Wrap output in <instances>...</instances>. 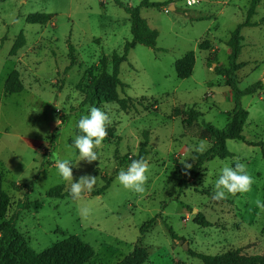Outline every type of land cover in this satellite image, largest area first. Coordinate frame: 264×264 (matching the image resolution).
Segmentation results:
<instances>
[{"label": "rangeland", "instance_id": "1", "mask_svg": "<svg viewBox=\"0 0 264 264\" xmlns=\"http://www.w3.org/2000/svg\"><path fill=\"white\" fill-rule=\"evenodd\" d=\"M116 1L136 7L142 0H0V186L9 199L8 215L25 197L29 202L16 222L23 242L38 253L67 236H78L94 252L86 264H118L135 249L128 264H202L188 255L189 250L264 255V210L256 205L257 200L264 203V159L260 146L247 144H264V0L250 20L260 25L240 31L244 40L237 85L244 89L261 84L255 95L241 99L248 111L242 128L246 142L226 141L232 156L214 158L190 177L183 163L193 166L194 154L212 145L204 124L222 129L229 121L232 92L213 68L228 67L226 42L245 20L248 0H195L191 7L186 0H149L168 5L140 10V17L158 34L156 48L136 45L120 65L119 79L125 87L117 89V96L133 102L126 110L116 103L94 106L108 113L113 138L103 140L96 161L78 162L70 140L75 138L77 122L92 107L80 106L83 96L76 87L84 83L86 73L99 75L102 56L121 54L124 43L131 40L128 16ZM32 13L50 14L52 19L45 25L28 24L26 17ZM20 33L25 45L10 56ZM69 44L75 49L74 66ZM200 44L205 50L199 49ZM189 51L195 57L192 74L180 80L174 63ZM12 71H17L23 90L6 95L4 82ZM187 109L202 115L189 126L184 116H175L176 110ZM52 133L57 137L50 144ZM143 144L142 159L149 172L145 191L137 194L117 182L116 172L140 159ZM200 146L203 151L198 152ZM63 158L76 164L74 182L84 175L98 177L92 192L111 178L108 189L98 196L86 190L77 200L47 197L55 187L70 192V182L57 170L56 162ZM236 161L247 165L254 180L251 190L221 201L212 199L221 162ZM11 183L26 188L14 190ZM83 207L92 209L87 217ZM197 214L209 226L197 225ZM152 218L140 238V228Z\"/></svg>", "mask_w": 264, "mask_h": 264}, {"label": "trees", "instance_id": "2", "mask_svg": "<svg viewBox=\"0 0 264 264\" xmlns=\"http://www.w3.org/2000/svg\"><path fill=\"white\" fill-rule=\"evenodd\" d=\"M260 0H248V7L245 14V20L238 24L236 28L230 33L229 39L226 42L229 48L228 67L218 68L214 67L213 72L225 79V85L232 92L233 108L228 114L229 121L222 129H218L210 124H204V130L208 137L212 139L210 148L202 154H194L195 163L187 172V176L196 175L200 169L214 158L224 160L232 156L226 149V141L233 140L239 142H246L242 135V128L248 118V111L241 105V99L245 96H253L260 90L261 84L256 82L244 89L238 87L236 81V73L240 70L241 64L237 62L238 57L243 47V37L241 36V29L246 27H257L260 23L251 22V18L256 14V8ZM116 4L121 7L128 16L130 24L131 40L126 41L122 48V53L113 52L110 58L102 56L99 60L100 73L97 77H91L89 74L83 77L84 83L80 82L77 85V91L81 93L83 99L80 103L81 107H94L101 104L116 103L121 110H126L130 107L132 99L124 97L119 99L117 96V89L123 90L125 85L119 79V69L121 63L127 60V56L136 45H143L147 48L155 49L158 34L151 29L145 20L140 17V10L142 8L159 9L168 5L167 2L153 3L149 0H142L138 6L131 7L124 5L118 1ZM52 19L50 14L46 13H32L26 17V23L45 25ZM262 22V21H261ZM25 45L24 36L20 33L9 52L10 56H15L16 53ZM200 50H205L203 45H199ZM75 49L72 45H68V57L70 66L76 64ZM195 57L193 51L186 52L180 59L174 63L175 75L178 79L183 80L191 76L194 67ZM108 67L110 72H108ZM211 65L208 63V68ZM23 90L22 83L19 79L17 71H12L4 82V93L6 95L19 94ZM175 116H184V124L191 125L197 118L202 115L194 109H187L184 112L175 111ZM63 121L67 120V116L62 117ZM107 136L104 139H112L114 129L111 126L107 128ZM75 138L80 135L79 129L75 130ZM56 134L52 133L50 144H53L56 139ZM74 139L70 140L71 146L74 148ZM249 146H260L262 157L264 159V144L247 143ZM145 144L139 152L140 159L144 158L146 151ZM75 149V148H74ZM118 174V171L116 172ZM104 185L90 193L91 196H98L103 194L109 187L112 179H104ZM184 184V182L182 183ZM14 190L25 189L26 186H17L11 183ZM29 190V189H28ZM49 198L64 199L71 197L70 192H62V187H55L46 193ZM29 202L25 197L23 201L17 204L15 210L8 215L10 204L7 195L2 191L0 186V264H86L94 256L93 249L87 243L83 242L78 236L70 235L65 237L60 242L51 247L41 251L35 252L28 248L22 240V237L17 231L16 222L20 213L27 210ZM154 222V218L142 225L139 230L140 238L147 232ZM197 225L202 227L209 226L201 214L195 217ZM164 226L171 237L175 240L177 237L172 229L164 223ZM136 249L131 256L119 262L118 264H128L133 258ZM192 258L198 259L202 264H264V255H241L238 251H228L223 254L205 255L201 253L187 252Z\"/></svg>", "mask_w": 264, "mask_h": 264}, {"label": "clouds", "instance_id": "3", "mask_svg": "<svg viewBox=\"0 0 264 264\" xmlns=\"http://www.w3.org/2000/svg\"><path fill=\"white\" fill-rule=\"evenodd\" d=\"M110 124L108 113L99 107L90 108L88 114L79 119L76 126L81 134L77 135L74 140V148L79 156L78 162L91 163L99 158L98 149L108 134L107 128ZM197 151H203V147H198ZM56 164L61 178L70 182V193L74 200L81 199L86 190L90 192L97 184L98 177L90 175H84L74 182L72 168L76 164L73 165L70 158L58 159ZM183 164L185 169L192 167L187 161ZM213 167L217 166L214 164ZM148 172V163L144 159H135L131 161L126 170L119 171L116 179L124 189L142 194L145 191ZM218 173L212 196V199L216 201L226 199L229 194L247 193L254 183L253 177L247 171V165L243 162L236 161L233 165L221 162ZM256 205L264 210V203L260 200L256 201ZM81 211L87 217L91 214L92 209L83 207Z\"/></svg>", "mask_w": 264, "mask_h": 264}, {"label": "built area", "instance_id": "4", "mask_svg": "<svg viewBox=\"0 0 264 264\" xmlns=\"http://www.w3.org/2000/svg\"><path fill=\"white\" fill-rule=\"evenodd\" d=\"M185 2H186V5L188 7H191V6H193L195 4L196 1L195 0H186Z\"/></svg>", "mask_w": 264, "mask_h": 264}, {"label": "water", "instance_id": "5", "mask_svg": "<svg viewBox=\"0 0 264 264\" xmlns=\"http://www.w3.org/2000/svg\"><path fill=\"white\" fill-rule=\"evenodd\" d=\"M169 10H171V11H173L174 10V7L173 6H170L169 7ZM55 124V123H54ZM182 241H180V243H181ZM184 249H186V246H184Z\"/></svg>", "mask_w": 264, "mask_h": 264}]
</instances>
